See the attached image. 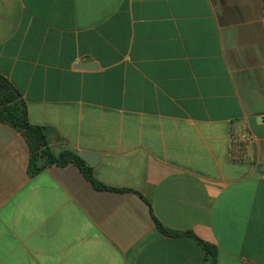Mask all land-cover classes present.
Returning <instances> with one entry per match:
<instances>
[{
    "label": "crops",
    "instance_id": "crops-1",
    "mask_svg": "<svg viewBox=\"0 0 264 264\" xmlns=\"http://www.w3.org/2000/svg\"><path fill=\"white\" fill-rule=\"evenodd\" d=\"M0 73L105 186L0 121V264H264L263 0H0Z\"/></svg>",
    "mask_w": 264,
    "mask_h": 264
},
{
    "label": "trees",
    "instance_id": "trees-1",
    "mask_svg": "<svg viewBox=\"0 0 264 264\" xmlns=\"http://www.w3.org/2000/svg\"><path fill=\"white\" fill-rule=\"evenodd\" d=\"M264 16V0H263ZM0 121L11 126L20 133L26 143L28 155L29 175H33L51 164L60 166L73 163L82 171L85 177L97 188L105 187L92 175V167L87 165L75 152L64 149L59 153L53 151L51 146V131L47 127L32 124L28 120L27 108L22 93L3 74L0 73ZM159 228L164 233L169 230ZM189 233V232H184ZM172 234H179L173 232ZM205 251V261L215 264L216 250L212 244L200 241Z\"/></svg>",
    "mask_w": 264,
    "mask_h": 264
},
{
    "label": "built area",
    "instance_id": "built-area-1",
    "mask_svg": "<svg viewBox=\"0 0 264 264\" xmlns=\"http://www.w3.org/2000/svg\"><path fill=\"white\" fill-rule=\"evenodd\" d=\"M254 141V135L247 129L235 131L231 136V159L235 161L246 160V148Z\"/></svg>",
    "mask_w": 264,
    "mask_h": 264
},
{
    "label": "water",
    "instance_id": "water-1",
    "mask_svg": "<svg viewBox=\"0 0 264 264\" xmlns=\"http://www.w3.org/2000/svg\"><path fill=\"white\" fill-rule=\"evenodd\" d=\"M80 158H82L88 165L93 166L95 164V160L93 159V155L90 152L75 150L74 151Z\"/></svg>",
    "mask_w": 264,
    "mask_h": 264
}]
</instances>
